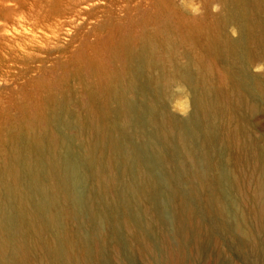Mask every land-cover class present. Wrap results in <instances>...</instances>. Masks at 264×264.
<instances>
[{
    "label": "rangeland",
    "instance_id": "rangeland-1",
    "mask_svg": "<svg viewBox=\"0 0 264 264\" xmlns=\"http://www.w3.org/2000/svg\"><path fill=\"white\" fill-rule=\"evenodd\" d=\"M167 1L170 0H0V127H5L7 120L15 125L32 120L46 87L58 97L70 88L78 99L86 100L84 82L75 76L89 74L93 63L112 71L115 63L108 42L117 40V25L129 28L131 20L141 22L155 16ZM171 1L191 14L193 4L202 7V0ZM153 27L151 23L149 29ZM230 34L232 38L237 36ZM213 62L218 69H226ZM252 69L247 74L257 76L264 88V71L259 74ZM146 93L150 104L158 108L157 115L173 117L177 130L184 132L188 148L197 151L194 163L185 161L177 140L172 142L171 150L164 149L155 127L139 120L135 129L123 134L115 132L122 147L117 159L126 152L129 160L123 163L115 159L109 164L116 184L103 195L94 186L80 143L73 136L80 132H66V146L58 154L64 163L63 206L69 216L61 226L72 235L71 242L75 241L72 249L78 259L72 264H264V233L258 228L259 213L251 198L258 179L264 180V168H255L247 153L238 154L218 139L207 144L203 123L190 138L184 126L190 121L191 105L175 85L163 101L151 91ZM256 102L252 115L240 110L232 123L243 124L242 130L235 128L239 144L247 145L250 139L253 147L260 148L264 144V100L257 97ZM73 106L78 114L84 113L79 104ZM114 124L117 131V122L107 128ZM227 131L223 129L222 133ZM133 163L150 181L151 198L129 187L144 182L135 177ZM195 172L204 174L205 189L194 188ZM183 205L190 215L183 211ZM52 212H56L55 207ZM56 232L47 228V238ZM243 232L249 241L243 238ZM84 239L89 240V246L78 244ZM83 246L90 254L81 253ZM5 256L7 261L11 258L18 264L10 249ZM28 260L34 264L31 257ZM56 264L61 262L57 260Z\"/></svg>",
    "mask_w": 264,
    "mask_h": 264
},
{
    "label": "bare ground",
    "instance_id": "bare-ground-1",
    "mask_svg": "<svg viewBox=\"0 0 264 264\" xmlns=\"http://www.w3.org/2000/svg\"><path fill=\"white\" fill-rule=\"evenodd\" d=\"M213 5H219V11L212 12ZM201 8L202 14L192 15L170 0L159 7L155 16L141 22L131 20L129 28L117 25V40L108 42L115 68L111 71L100 63H93L89 74L81 72L75 76L84 82L86 100L78 99V94L70 88L58 97L46 87L32 120L25 119L20 125L7 120V125L0 127V264H16L11 258L6 260L7 249L18 264H29V257L34 264L77 261L78 256L72 249L75 241L71 242L72 235L61 226L69 213L63 206L66 175L61 172L64 163L58 152L66 146L69 130L84 132V135L75 133L73 136L80 143L94 186L103 195L116 184V175L111 173L109 164L115 159L123 163L129 160L126 152L117 159L122 147L115 132L123 134L132 127L135 129L139 120L155 127L164 149L171 150L172 142L177 140L185 161L194 163L197 151L188 148L186 135L177 130L173 117L157 115L158 108L150 104L148 91L163 101L171 95L175 85L180 95L189 98L191 105L190 121L184 126L191 133L190 138L203 123L207 144L218 139L238 154L247 153L255 168H264V144L255 148L250 139L247 145L239 144L235 128L239 126L242 130L243 124L232 123L240 110L248 116L255 112L257 97L264 100L259 78L247 74L250 67L264 64V0H202ZM151 23L154 27L149 29ZM230 29L235 30V38L230 36L233 33ZM213 60L226 69H218ZM75 103L84 108L83 114L73 109ZM116 122L117 131L116 124L107 128ZM223 129L228 130L227 134L222 133ZM137 134L140 135L139 131ZM162 158L165 161V157ZM131 166L137 180L143 178L145 183L141 181L138 187H129L145 196L152 194L148 178L135 163ZM192 178L196 180L194 188H206L204 174L195 172ZM176 190L174 187L173 191ZM132 195H136L135 192ZM251 198L259 213L258 228L264 233L262 177ZM54 207L55 213L52 212ZM182 209L190 215L186 206ZM47 228L57 231L50 239L46 236ZM242 234L249 241L248 234ZM88 241L84 239L78 244L85 246ZM84 246L81 253L90 254Z\"/></svg>",
    "mask_w": 264,
    "mask_h": 264
},
{
    "label": "clouds",
    "instance_id": "clouds-1",
    "mask_svg": "<svg viewBox=\"0 0 264 264\" xmlns=\"http://www.w3.org/2000/svg\"><path fill=\"white\" fill-rule=\"evenodd\" d=\"M184 0H181V3H183ZM190 11L192 12V14L194 15H198L201 12V8L198 4H193V6L190 8ZM213 11H219V5H213ZM230 31L233 32V34H235V30L234 29H230ZM253 72H261L264 71V64H257L256 66L253 67L252 69Z\"/></svg>",
    "mask_w": 264,
    "mask_h": 264
}]
</instances>
